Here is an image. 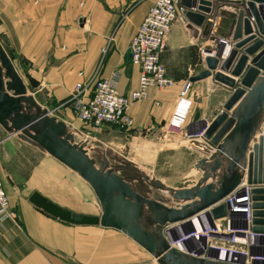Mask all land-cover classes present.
Instances as JSON below:
<instances>
[{"label":"water","instance_id":"water-1","mask_svg":"<svg viewBox=\"0 0 264 264\" xmlns=\"http://www.w3.org/2000/svg\"><path fill=\"white\" fill-rule=\"evenodd\" d=\"M180 6L189 30L211 26L213 17L224 6L237 10L236 15L220 19L223 26H232L225 59L218 67L224 48L221 44L215 57L204 59L206 69L186 84L211 78L231 92L222 111L198 130L203 143L189 141L204 155L193 165L200 173L194 185L167 187L154 178L133 175L128 168H134L130 162L111 166L105 156L97 166L84 150L86 144L74 143L65 123L27 94L1 45L0 128L7 138H17L75 173L91 189L100 215L76 214L32 192L27 201L37 210L68 225L117 231L156 264H222L216 261V251L209 259L178 254L168 246L162 228L200 213L210 223L224 218L226 206L221 202L245 184L241 192L246 187L249 190L250 231L264 243V0H180ZM199 146L201 149H197ZM116 170L128 175H118ZM156 190L170 198H159ZM172 201L174 206H170Z\"/></svg>","mask_w":264,"mask_h":264},{"label":"crops","instance_id":"crops-1","mask_svg":"<svg viewBox=\"0 0 264 264\" xmlns=\"http://www.w3.org/2000/svg\"><path fill=\"white\" fill-rule=\"evenodd\" d=\"M154 2L155 0H0V16L7 24L11 20L18 21L15 24L18 36L23 33L21 30L25 33L21 29L23 26L44 28L46 31L36 34L54 36L56 47L52 50L79 52L81 55L72 58L73 66H70V70L81 73V82L87 81L92 75L109 79L114 73H118L115 79L117 91L123 96H129L137 88L139 71L129 63L128 46ZM228 14L236 15L237 10L224 6L213 17L211 26L192 27L193 30L187 28L189 24L184 13L178 16L160 54V62L173 86L160 90L149 88L145 99L129 107L128 114L133 125L131 134L126 137L128 141L133 140L135 145L149 146L153 145L157 133L164 136L179 92L190 77L206 69L200 51L217 49L220 46L217 44L218 39L231 44L232 26L224 27L220 22L221 18L227 19L225 15ZM10 25L13 26L12 23ZM9 33L12 35V32ZM20 42L17 43L18 46ZM101 51L106 54L99 65L98 53ZM224 59L223 55L218 67ZM226 76L229 77L228 74ZM47 81L52 83L49 79ZM190 89L192 104L187 113L185 133L169 137L170 145H183L186 133L196 135L204 123L209 124L222 111L231 94L213 83L211 78L190 84L188 94ZM64 115L60 119L55 112H51V116L67 126L70 121L68 119H73V112L66 110ZM0 130V151H9L12 147L19 146L13 143L15 137L7 138L6 133ZM191 141H197L199 145L203 143L201 138ZM187 146L190 148L185 150L189 151L190 156H194L193 175L185 174L179 179L188 184L189 188L200 177L193 165L204 158V155L195 149L196 145ZM52 160L62 174L53 178L47 170H42L40 178L45 184L49 181L52 187L58 189L55 193L58 194L57 199L50 198L42 185L33 191L76 214L100 215L98 202L89 186L75 173ZM27 199L23 189H13L9 194L10 206L16 217L14 221L0 222V264H136L137 261L138 264H147L145 251L141 252L140 247L123 234L95 226L62 223L34 208Z\"/></svg>","mask_w":264,"mask_h":264},{"label":"rangeland","instance_id":"rangeland-1","mask_svg":"<svg viewBox=\"0 0 264 264\" xmlns=\"http://www.w3.org/2000/svg\"><path fill=\"white\" fill-rule=\"evenodd\" d=\"M6 22L0 16V45L25 85L28 95L34 96L33 98H36V102L42 108L55 112L60 119H63L66 110L73 112V119H68L70 120L67 124L68 131L74 135V143L88 141V145L86 144L84 150L89 157L95 160L97 166L104 156L111 166L121 165L122 162H130L134 165V168H128L133 175L139 176L141 174L149 179L154 178L167 187H174L175 185L182 187L184 182L179 177L185 174L193 175L192 163L194 156H190L189 151L185 150V148H190L187 145H191L192 143L190 144L189 141L193 140L187 139L186 136H192V134L186 133L184 135L183 138L186 142L183 145L177 143L170 145L171 140L169 137L174 136L173 133H165L164 136L157 133L153 145L140 146L139 144L135 145L133 140L128 141L126 139L127 135L131 134L130 129L104 126L95 130L80 123L73 109L72 95L74 87L77 84L86 85L93 78H101L92 75L87 81L81 82L79 77L81 73L70 70V66H73L72 58L81 54L76 51L52 50L53 47H56V44H54L55 37L36 34L46 31V29L24 28L23 26L21 29H24L25 33L21 30L23 33L18 36V29L15 28L18 21L11 20L9 24ZM11 23L13 26L10 25ZM8 31L12 32V35ZM19 41L21 42L18 46ZM98 54L100 55L98 59L100 65L106 52L101 51ZM191 91L190 89L189 94L187 93L184 97L190 101V108L192 104V100L189 98V95L192 98ZM192 110H194V106ZM14 139L13 143L19 146L12 147L9 151H0V178L8 202L9 194L12 193L13 189H23L26 196L29 197L34 188H40L41 185L45 187L44 191L48 193L50 198L57 199L58 194L55 193L58 189L52 187L53 185L49 181L45 184L40 178V173L42 170H47L49 175L54 178V176L62 174L61 170L57 168L58 166L54 164L52 158L48 155L24 144L17 138ZM171 148L173 150H170ZM115 173L128 175L122 170H116ZM156 191L159 198H170L165 192ZM175 204L172 201L170 206ZM11 211L15 215L12 208ZM87 216L98 217L99 215ZM14 219L9 221H14ZM139 249L141 252L144 251L141 248ZM146 257L148 258L147 264H156L149 254L146 253ZM138 263L137 261L136 264Z\"/></svg>","mask_w":264,"mask_h":264},{"label":"built area","instance_id":"built-area-1","mask_svg":"<svg viewBox=\"0 0 264 264\" xmlns=\"http://www.w3.org/2000/svg\"><path fill=\"white\" fill-rule=\"evenodd\" d=\"M182 13L184 9L180 6V0H155L148 9L127 50L130 65L139 71L137 88L128 97L117 91L115 79L118 73L109 79L93 78L86 85L77 84L74 87L72 103L80 123L95 130L104 126L131 129L133 123L128 114L129 107L145 99L149 88L173 86L160 62V54L172 25ZM217 44L224 46V55L228 43L218 39ZM200 55L203 59L215 57L216 49H202ZM188 88L189 85L185 84L179 92L174 113L166 124L168 134L185 133L190 101L184 97ZM186 137L201 138L202 132ZM85 143L88 145V141ZM241 188L221 202L226 206L224 218L210 223L200 213L185 222L163 227L162 234L168 246L178 254L196 258L209 259L216 251V261L222 264H264V243L259 242L258 236L250 231L249 190L246 187L241 192ZM241 193L243 196H237ZM14 218L0 178V222Z\"/></svg>","mask_w":264,"mask_h":264},{"label":"bare ground","instance_id":"bare-ground-1","mask_svg":"<svg viewBox=\"0 0 264 264\" xmlns=\"http://www.w3.org/2000/svg\"><path fill=\"white\" fill-rule=\"evenodd\" d=\"M225 27V26H224ZM223 56V55H222ZM224 56H225V54H224ZM208 58V57H207ZM206 59V58H205ZM27 91V90H26ZM28 94V93H27ZM73 138H74V135H73ZM202 140V139H201ZM84 142V141H83ZM79 143H81V142H79ZM85 143V142H84ZM85 144H87V143H85ZM85 147H86V145H85ZM194 147V146H193ZM89 149V148H88ZM197 149H201V147H197ZM185 185V186H184ZM183 187H188V184H183L182 185ZM172 188H175V187H172ZM182 188V187H181Z\"/></svg>","mask_w":264,"mask_h":264}]
</instances>
